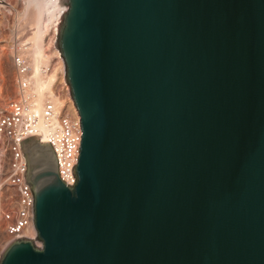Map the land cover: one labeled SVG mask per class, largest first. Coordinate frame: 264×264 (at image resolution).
I'll list each match as a JSON object with an SVG mask.
<instances>
[{
    "label": "water",
    "instance_id": "1",
    "mask_svg": "<svg viewBox=\"0 0 264 264\" xmlns=\"http://www.w3.org/2000/svg\"><path fill=\"white\" fill-rule=\"evenodd\" d=\"M75 182L19 143L33 240L0 264H264V0H62Z\"/></svg>",
    "mask_w": 264,
    "mask_h": 264
},
{
    "label": "built area",
    "instance_id": "2",
    "mask_svg": "<svg viewBox=\"0 0 264 264\" xmlns=\"http://www.w3.org/2000/svg\"><path fill=\"white\" fill-rule=\"evenodd\" d=\"M59 62L62 70L58 71ZM12 63L14 96L6 99L0 108V143L7 155L4 175L12 190L11 208L1 212L4 234L8 238L6 247L20 238H36L33 196L29 185L25 183L26 162L19 143L29 136H37L40 143L50 144L57 160L60 179L72 186L75 182L73 168L78 161L82 135L76 109L68 108V101L71 105L73 103L60 54L41 68L43 79L53 75L55 78L50 84V93H46L42 99L40 113L36 112L37 95L31 64L20 54L13 57ZM55 92L65 101L61 107L52 99ZM40 123L44 125V131L40 129ZM31 231L32 236L29 235Z\"/></svg>",
    "mask_w": 264,
    "mask_h": 264
},
{
    "label": "rangeland",
    "instance_id": "3",
    "mask_svg": "<svg viewBox=\"0 0 264 264\" xmlns=\"http://www.w3.org/2000/svg\"><path fill=\"white\" fill-rule=\"evenodd\" d=\"M51 2L53 0H0V108L3 107L6 99L14 96L12 59L16 54L23 55L32 65L30 49L37 43L46 56V63L57 57V35L62 17L57 26V35H54L52 20L49 18ZM61 5L64 6L62 3ZM37 37L38 40H36ZM58 67V71L62 70L60 62ZM52 77L54 79L55 75ZM62 98L56 92L53 93L52 99L59 107L65 104ZM68 103V108L72 109L71 103L69 101ZM6 157L0 143V256L8 241L3 230L4 222L1 220V212L11 208L12 204V190L7 185L4 175ZM35 239L34 244L40 248L41 243Z\"/></svg>",
    "mask_w": 264,
    "mask_h": 264
},
{
    "label": "bare ground",
    "instance_id": "4",
    "mask_svg": "<svg viewBox=\"0 0 264 264\" xmlns=\"http://www.w3.org/2000/svg\"><path fill=\"white\" fill-rule=\"evenodd\" d=\"M61 1L62 0H53V2H51L52 5H51V8H50L51 9V13L49 15L50 16L49 18L52 20V25H53L52 27H53L54 35H57V26L59 25L60 19H61L62 15L65 13V10H66V7L61 5V3H62ZM34 34H35V32H34ZM34 34H33V36H34ZM33 38H32V43H33ZM36 40H38V37H37ZM25 44H26V42H25ZM30 50H31V56H32V65H31L32 74H33L32 77H33V81H34V84H35V93L37 95L36 112L40 113L42 99H43V97L45 96L46 93H50L49 92V87H50V84H51V82L53 80V77L50 76L47 79H43L41 77V72L40 71H41V68L46 64V60H45L46 56L42 52V49L37 45V43L32 45ZM56 54H60L59 51H57ZM62 62H63V60H62ZM54 100H55V97H54ZM72 108H73V110H75L74 106ZM40 129L42 131H44V125L42 123H40ZM29 235L32 236L33 232L31 231L29 233Z\"/></svg>",
    "mask_w": 264,
    "mask_h": 264
}]
</instances>
